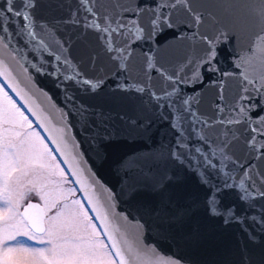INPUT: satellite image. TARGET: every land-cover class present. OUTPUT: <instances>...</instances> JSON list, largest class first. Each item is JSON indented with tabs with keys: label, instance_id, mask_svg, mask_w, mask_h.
I'll list each match as a JSON object with an SVG mask.
<instances>
[{
	"label": "snow or ice",
	"instance_id": "snow-or-ice-1",
	"mask_svg": "<svg viewBox=\"0 0 264 264\" xmlns=\"http://www.w3.org/2000/svg\"><path fill=\"white\" fill-rule=\"evenodd\" d=\"M37 3L38 0H2L0 50H7L17 38L23 40L28 52L34 53L38 60L37 63L28 60L30 67L36 73L55 78L57 86L65 88V98L69 102L74 101L75 96L68 94V85L88 94L101 89L109 74L103 66L97 68V60L100 55L106 56L116 65L114 78L121 81L117 88L141 96L147 94L150 102L160 110V118L169 123L175 134L166 148L167 154L161 152L153 157V163L159 165L172 160L180 167H187L208 189L205 200L208 214L223 217L225 224L243 223L245 218L238 216L234 207L222 206L221 197L225 190H237L238 199L249 208L255 207L257 200H264V0L241 10L238 20L241 27L258 31L252 37L251 46L234 60L238 74L221 72L217 68L214 63L217 49L228 42L230 34L223 28L214 36L205 34L202 26L207 21L216 25L219 21L211 12L195 10L192 0H145L144 3L109 0L107 7L101 0H77L78 6L71 15L55 23L81 28L77 39H84L89 31L96 34L101 51L93 52L90 57V70L99 73L94 77L83 71L82 60L71 55L74 41L58 36L55 27L36 19L33 10ZM98 6L102 11H97ZM145 12L152 17L148 29L139 22ZM174 16L177 19L174 20ZM173 28L179 29L180 38L186 41L184 57L175 65V71L170 72L158 63L154 52L144 54L146 81L126 85L123 81L133 78L129 66L136 51L133 45L139 47L147 41L155 42L164 30ZM15 50L27 60L23 49ZM16 63L32 85L33 77L28 74V68L20 60ZM153 71L164 83L163 94L153 90ZM206 74L218 90V102L213 104L214 117L202 115L194 107L199 105L200 96H181L182 90L178 87L179 84H204ZM230 79L239 85L238 95L231 99L225 95ZM0 80V264H181L180 260L160 255L155 248L143 243V226L132 225L126 216L115 212L114 198L107 189H103L105 198L97 194L94 185L99 181L91 169L82 167V157L76 151L79 145L70 135L68 113L57 109L61 119L59 126L54 125L20 86L3 58H0ZM4 85L19 97L22 107L31 113L46 136L33 128V120L5 91ZM177 99L179 103L175 102ZM88 113L89 109L80 105L78 114L85 122ZM241 137H244L248 157L243 162L237 161L229 151ZM46 140L54 147L50 148ZM204 145L208 146L207 150ZM54 153L60 154L79 189L64 187L72 181ZM229 164L234 167L231 172H225ZM238 172L237 181L235 174ZM221 174L223 182L215 183L214 178ZM175 179L165 172L151 181L152 192L162 197L161 208L167 202L163 199L166 186ZM78 190L84 193L88 207L81 199H69ZM136 190L135 187L130 189ZM30 197L42 203H33ZM25 201H28L26 205ZM89 211L94 215H89ZM250 219L255 222L257 217ZM94 221H98L99 226ZM259 223L264 228V216L259 218ZM249 238L255 240L251 234ZM245 262L247 264V256Z\"/></svg>",
	"mask_w": 264,
	"mask_h": 264
},
{
	"label": "water",
	"instance_id": "water-1",
	"mask_svg": "<svg viewBox=\"0 0 264 264\" xmlns=\"http://www.w3.org/2000/svg\"><path fill=\"white\" fill-rule=\"evenodd\" d=\"M140 2L144 3L145 0ZM101 3L105 7L109 6V0H101ZM258 3L259 0H192L195 10L211 12L219 21L218 25L207 21L206 25L202 26L205 34L214 36L220 28L230 34L228 42L218 47L217 61H214L221 72L233 71L238 74L239 70L234 68V60L251 46L252 37L258 31L255 28L243 29L238 22L239 16L242 9L246 10V6H256ZM77 6V0H38L33 11L38 21H45L49 26L55 27L58 36L74 41L71 55L77 60H82L83 71L89 77H94L99 73L90 70V57L93 52L101 51L96 34L89 31L84 39H77L81 28L55 23L67 19ZM97 11L102 9L98 6ZM79 15L82 16L83 13ZM151 19V15L145 12L139 22L148 29ZM173 19L177 17L174 16ZM179 33L177 28L166 29L156 37L155 42L147 41L139 47L133 45L136 51L129 61L133 78L123 82L126 85L143 84L147 79L144 54L153 52L158 63L174 72L175 65L183 59L186 49V41L180 38ZM232 33L236 35L232 36ZM15 49H23L27 60ZM12 56L28 68V74L33 77L32 85L28 84L23 70ZM0 58L5 60L20 86L29 93L35 105L44 111L54 125L59 126L61 119V113L57 109L68 113L70 135L79 145L76 151L82 157V167L91 169V173L99 181V184L94 185L97 194L103 199L106 196L103 189H107L114 198L115 212L126 216L132 225L143 226L141 235L146 246L155 248L160 255L180 260L181 264H246L245 256L247 264H264V228L259 223V218L264 216V200H257L255 207L249 208L238 199L237 190H225L221 197L222 206L234 207L237 215L245 218L243 223L233 221L225 224L223 217L210 216L205 206L208 189L199 183L193 172L188 171L187 167H180L172 160H166L159 165L153 163V157L159 156L161 152L167 154L166 148L173 141L175 134L169 123L160 118V110L150 102L147 94L141 96L134 91L125 92L117 88L121 81L114 78L115 63L100 55L97 68L103 66L109 74L101 89L95 94H88L68 85V94L75 96V100L69 102L65 98V88L58 87L55 78L36 73L30 67L28 60L33 63L38 60L34 53L28 52V45L23 40L17 38L7 50H0ZM185 71L188 72L187 69ZM201 71L203 72V69ZM152 76L153 90L157 94H163V81L156 77L154 71ZM178 87L182 90L181 96H200L199 105L194 107L198 108L200 114L214 117L213 104L218 102V90L208 80L207 74L204 84H179ZM9 90L19 101V97ZM168 90H172L170 85ZM238 90V83L228 80L226 97L231 99L238 95ZM175 102L179 103V99ZM20 103L22 105V102ZM80 105L89 109L86 122L78 114ZM28 114L35 121L31 113ZM199 127L198 125V130ZM40 130L46 136L44 130ZM209 131L211 133V130ZM243 139L244 137H241V140L229 149L239 162L248 158ZM49 143L52 145L51 141ZM204 147L207 150L208 146ZM57 154L60 157V154ZM215 162L219 167V160ZM65 167L68 169L67 165ZM233 167L229 164L225 172H231ZM165 172L176 179L167 184L163 197L167 202L161 208L162 197L152 192L151 181L159 179ZM235 175L238 181L239 172ZM214 182L222 183L223 174L214 178ZM133 187L137 190L130 191ZM81 193L84 197V193ZM253 216L257 217L255 222L250 219ZM249 234L254 236L255 240L250 239Z\"/></svg>",
	"mask_w": 264,
	"mask_h": 264
},
{
	"label": "rangeland",
	"instance_id": "rangeland-1",
	"mask_svg": "<svg viewBox=\"0 0 264 264\" xmlns=\"http://www.w3.org/2000/svg\"><path fill=\"white\" fill-rule=\"evenodd\" d=\"M34 129H35V128H34ZM35 130H36V129H35ZM53 179H56V177H53ZM64 187H65V188H68V187H71V186H70V184H65ZM76 194H77V192H76ZM30 199H31V200L39 201L38 198H36V197H30ZM69 199L71 200V199H78V198H77L76 196H74V197H70ZM26 202H27V201H25V203H26ZM39 202L42 203L41 201H39ZM50 214H51V213H50ZM18 239H20V240H26L25 237H18ZM26 242H27L28 244H30V245L33 244L32 241H26ZM34 246H36V247H41V245H34Z\"/></svg>",
	"mask_w": 264,
	"mask_h": 264
},
{
	"label": "flooded vegetation",
	"instance_id": "flooded-vegetation-1",
	"mask_svg": "<svg viewBox=\"0 0 264 264\" xmlns=\"http://www.w3.org/2000/svg\"><path fill=\"white\" fill-rule=\"evenodd\" d=\"M5 91H7L6 89H5ZM9 94V93H8ZM18 106H19V104H18ZM25 115H27L26 113H25ZM30 119V118H29ZM33 128H35L36 129V131H39L38 129H37V127L34 125V123H33ZM58 160V159H57ZM61 167H62V165H61ZM69 180L70 181H72L70 178H69ZM70 186L71 187H75L74 186V184H73V182L70 184ZM76 188V187H75ZM78 199H81V201L83 202V200H82V198H81V195L80 194H76L75 195ZM31 201H36V200H31ZM28 202V201H27ZM27 202L25 203V204H27ZM39 202V201H38ZM40 203V202H39Z\"/></svg>",
	"mask_w": 264,
	"mask_h": 264
}]
</instances>
